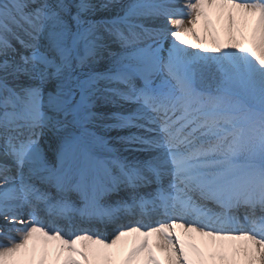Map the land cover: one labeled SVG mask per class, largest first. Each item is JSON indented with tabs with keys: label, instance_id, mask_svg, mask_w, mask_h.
Listing matches in <instances>:
<instances>
[{
	"label": "snow or ice",
	"instance_id": "6c2138e0",
	"mask_svg": "<svg viewBox=\"0 0 264 264\" xmlns=\"http://www.w3.org/2000/svg\"><path fill=\"white\" fill-rule=\"evenodd\" d=\"M132 234L123 264H264V0H0V264Z\"/></svg>",
	"mask_w": 264,
	"mask_h": 264
},
{
	"label": "bare ground",
	"instance_id": "6f19581e",
	"mask_svg": "<svg viewBox=\"0 0 264 264\" xmlns=\"http://www.w3.org/2000/svg\"><path fill=\"white\" fill-rule=\"evenodd\" d=\"M98 110L107 112V111H115L116 109H113L110 106H103L102 105L98 108ZM134 131H136V129H125V130H121V131L113 130L111 132H108L107 135L108 136L127 135L129 132H134ZM125 155H127V153H125ZM100 230L103 231V229H100ZM136 236H137V234H132V235L124 238V240L126 241V244H122L123 251H122L121 256H120V264H123V260L127 254V251L129 249H131V247L133 246V243H134ZM151 242L154 244L155 243L154 239H151Z\"/></svg>",
	"mask_w": 264,
	"mask_h": 264
}]
</instances>
